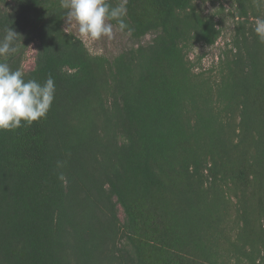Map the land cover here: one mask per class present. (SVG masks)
<instances>
[{
    "label": "trees",
    "instance_id": "trees-1",
    "mask_svg": "<svg viewBox=\"0 0 264 264\" xmlns=\"http://www.w3.org/2000/svg\"><path fill=\"white\" fill-rule=\"evenodd\" d=\"M239 1L241 15L247 17V2ZM14 2L15 7L0 12V39L7 28L14 29L20 35L18 51L0 56V62H7L13 70L19 68L25 48L32 40L39 39L41 54L37 57L36 70L28 79L43 83L51 76L56 92L46 118L31 125L22 122L23 126L14 130L0 131V264H65L53 248L54 244L56 247L61 244L63 240L58 241V237L66 231L57 228L56 222L68 221L74 239L78 236L80 240L86 239L85 244L93 245L92 239L98 240L102 235L95 225L85 229L83 226V235L79 233L78 215L82 213L90 222L97 218L94 203L87 195L86 209L81 210L84 204L80 205V190H87L89 194V186L79 189L73 185L77 174L73 170H78L76 165L80 163L77 155L81 154L91 165L92 151L96 154L100 151L96 121L101 116L103 138L115 140L108 148L113 156L119 157L118 162H112V167L121 165L120 171H113L116 177L110 176L106 181L124 206L129 221L134 222L135 208L129 207L130 199L140 196L155 204V191H160L166 175L170 174L160 161L171 165L179 151L190 148V138L197 142L204 135L217 137L219 119L214 114V106L218 101L238 107L236 99L244 90L249 91L253 103L264 96V81L262 76L259 78V38L252 45L245 38L243 46H236V53L250 62L236 56L226 63L230 72L220 83L216 97L219 100L212 98L204 82L192 80L178 41H185V47L188 39L212 45L218 31L212 20L202 18L189 23L188 32L177 28L176 12L187 10L191 0H154L162 10V31L167 35L158 37L154 50L138 48L109 64L103 57L88 54L82 43L64 33L62 23L67 9L61 6V0ZM142 26L137 24L134 31H140ZM150 29L153 28L145 26L141 32L144 34ZM106 66L110 67L108 77L104 74ZM196 89L200 93L195 95ZM103 93L111 99L108 109L102 100ZM249 103L244 98L241 104L238 127L243 140L251 135L258 119L257 110L250 109ZM117 139L122 142L120 147L115 146ZM57 161H66V164L58 169ZM84 168L81 173L88 182L90 169ZM60 173L64 175L63 180L58 179ZM245 173L241 169L239 176L244 178ZM120 179L124 180L123 186H119ZM195 222L192 217L182 218V224L191 234L196 232ZM200 236L191 240L196 248H159L162 261L157 264H185L190 249L200 255L205 245ZM254 251L255 264H260L264 261L262 251L257 247ZM172 259L175 260L172 262ZM209 261L217 264L215 260Z\"/></svg>",
    "mask_w": 264,
    "mask_h": 264
},
{
    "label": "rangeland",
    "instance_id": "rangeland-1",
    "mask_svg": "<svg viewBox=\"0 0 264 264\" xmlns=\"http://www.w3.org/2000/svg\"><path fill=\"white\" fill-rule=\"evenodd\" d=\"M107 2L116 6L121 0ZM246 2L247 17L241 15L239 0H191L187 10L176 12V26L180 31L184 28L188 32L187 26L195 18L212 20L218 31L212 45L188 39L185 47V41H178L190 77L197 83L204 82L214 99H218L220 83L226 80L230 72L226 63L239 56L236 46H243L245 38L250 40V45L259 38L254 32V24L257 17L264 18V0ZM15 6L14 0H4L0 4V12ZM126 9L124 20L131 31L121 32L114 27L111 39L103 37L82 42L78 24L73 21L69 27L67 17L62 28L67 36L82 43L88 54L103 57L107 64L120 55L129 56L132 50L138 48L154 50L158 37L167 35L162 31V10L154 0H127ZM109 22L116 26L115 20ZM137 24H143L140 31H134ZM145 26L153 29L145 31L144 35L141 31ZM169 30H172L171 27ZM166 38L169 39L168 36ZM258 43L261 50L258 55L261 69L259 78L262 76L264 81V42L259 39ZM41 47L39 39L32 40L20 59L18 67L22 68L27 79L36 70ZM240 56V60L250 62L249 58ZM109 68L104 67L107 77ZM199 93L200 89L194 92L195 95ZM87 96L91 98V95ZM244 98L251 102V107L248 106L250 109L257 110L258 119L251 135L243 140L238 126ZM102 100L108 109L111 99L103 93ZM236 102L238 107L229 106L223 100L214 106V114L219 119L217 137L204 135L197 142L190 138V148L179 151L175 159H171V165L160 161L162 168L170 174L166 175L160 191L156 189L155 204L140 196L130 199L129 207L135 208L134 222L129 221L124 206L106 181L110 176L116 177L113 171H120L121 165L117 164L116 169L112 167V162L119 161V157L113 156L109 149L115 140L103 138V116L98 118L100 151L97 154L92 151L91 165L85 162L81 154L77 155L80 156V163L76 165L79 171L73 170V173H77L73 185L79 189L89 186V194L87 190H80V205L84 204L81 210L86 209V202L91 198L97 218L96 221L90 219V222L82 213L78 215V220L82 222L77 225L79 233L83 235V226L85 229V226L95 225L102 235L99 243L93 238V245L85 244L86 239L80 240L79 236L74 239L75 234L68 221L62 224L56 222L57 228L66 231L58 237V241L63 240L61 244L58 247L54 244L53 248L65 264H157L162 261L159 248H196L191 240L198 235L205 240L204 251L198 255L195 249H190L185 264H213L209 260H215L217 264H255L257 254L256 251L252 253V249L256 247L261 249L264 258V96L253 103L249 91L244 90ZM258 138H261V142ZM121 143L117 139L115 146L120 147ZM84 167L90 169L88 182L83 180L81 173ZM241 169L246 172L244 178L239 176ZM157 174L161 176L159 170ZM120 180L119 186H123L124 180ZM183 217L196 220L197 226H192L196 232L191 234L185 229ZM174 225L177 227L174 228ZM207 255L212 258L209 259ZM260 264H264V261Z\"/></svg>",
    "mask_w": 264,
    "mask_h": 264
},
{
    "label": "clouds",
    "instance_id": "clouds-1",
    "mask_svg": "<svg viewBox=\"0 0 264 264\" xmlns=\"http://www.w3.org/2000/svg\"><path fill=\"white\" fill-rule=\"evenodd\" d=\"M127 0L112 6L107 0H61L67 9L69 27L75 21L82 42L96 41L103 37L111 39L114 27L123 32L131 31L124 17L127 14ZM115 20L116 26L109 21ZM254 32L264 42V18L257 17ZM20 35L10 27L0 39V56H8L18 51L17 38ZM56 86L49 76L43 83L36 79H25L22 68L13 70L7 62H0V131H10L22 127V122L31 125L46 118L55 99ZM66 161H57L56 167L63 168ZM58 179L63 180L60 173Z\"/></svg>",
    "mask_w": 264,
    "mask_h": 264
}]
</instances>
